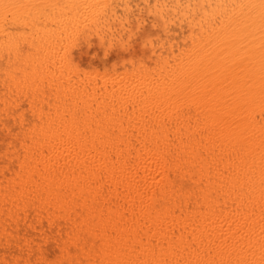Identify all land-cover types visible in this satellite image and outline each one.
<instances>
[{
    "label": "bare ground",
    "instance_id": "bare-ground-1",
    "mask_svg": "<svg viewBox=\"0 0 264 264\" xmlns=\"http://www.w3.org/2000/svg\"><path fill=\"white\" fill-rule=\"evenodd\" d=\"M0 264H264V0H0Z\"/></svg>",
    "mask_w": 264,
    "mask_h": 264
},
{
    "label": "rangeland",
    "instance_id": "rangeland-1",
    "mask_svg": "<svg viewBox=\"0 0 264 264\" xmlns=\"http://www.w3.org/2000/svg\"><path fill=\"white\" fill-rule=\"evenodd\" d=\"M162 22V21H161ZM161 22H157L153 24V28L151 26V28H144V25L141 26V27H133V32L131 31L130 33H127L125 34L124 36V40H122L123 38H120L122 37V35L119 37V45L117 47V45H111L109 43V45H105L102 47V45L100 46L101 48L99 49V45H94L93 46V49H94V53L93 50L91 51V49L89 48L90 51H88V53L85 55L84 53H80V55L82 56L81 58L78 59V57H80V55L77 57V59L75 58V62L78 66V70L79 72H86V73H94L96 72L97 70V73H111L112 72V75L115 73V70H120L121 72L125 71L124 69L120 68L121 66L120 65H125V66H128L126 64H129L131 60H134L137 61L136 59L140 58V53L139 51L142 50V48L144 47V49L149 45L148 43H150V39L147 37L148 35V32L153 35V37L155 38V35H156V32L158 33L159 31L157 30L158 29H161L159 28L161 25ZM156 24H159V25H156ZM146 25V24H145ZM158 26V27H157ZM156 27V28H155ZM143 28H144V31H143ZM146 29H151L150 31L149 30H146ZM147 32H146V31ZM154 30H155V34H154ZM157 30V31H156ZM146 32V38L144 37L145 34L142 35L143 32ZM137 32V33H136ZM153 34H152V33ZM133 33V34H132ZM162 33V31H161ZM126 35H127V38H126ZM129 36V37H128ZM131 37V38H130ZM141 37V38H140ZM154 38H152L153 40H155ZM127 40V41H126ZM134 40V41H132ZM123 41V42H122ZM150 41V42H149ZM162 41V40H160ZM163 42V41H162ZM106 46H109L108 48H104ZM116 46V48H115ZM114 47V49H113ZM97 48L99 50H97ZM103 48V49H102ZM119 48V49H118ZM108 49V50H107ZM113 49V50H111ZM116 49V50H115ZM118 49V50H117ZM121 50H123L122 52H120ZM119 51V53H118ZM126 52V53H125ZM117 53V54H116ZM78 54V53H77ZM128 54V55H127ZM89 55V56H88ZM131 56V57H130ZM136 56H138V58H135ZM86 57V59H84ZM88 57V58H87ZM128 57V58H127ZM130 57V58H129ZM133 57V58H132ZM129 60L126 62V60ZM81 60V61H80ZM139 60V59H138ZM113 63H112V62ZM135 61H131L132 63H134ZM90 62V63H88ZM117 63V64H116ZM103 64V65H102ZM81 66V67H80ZM90 66V67H89ZM114 66V67H113ZM82 69H80V68ZM86 67V68H85ZM99 67V68H98ZM114 69L111 70V69ZM95 69V70H94ZM102 69V70H101ZM110 69V70H109ZM94 70V72H93ZM108 70L110 72H108ZM121 72H116L115 74L118 75V73L120 74ZM111 75V74H110Z\"/></svg>",
    "mask_w": 264,
    "mask_h": 264
}]
</instances>
